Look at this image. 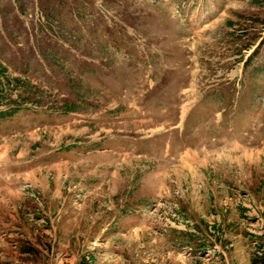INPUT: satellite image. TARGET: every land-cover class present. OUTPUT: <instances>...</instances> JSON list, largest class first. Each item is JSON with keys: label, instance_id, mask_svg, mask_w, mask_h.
<instances>
[{"label": "rangeland", "instance_id": "rangeland-1", "mask_svg": "<svg viewBox=\"0 0 264 264\" xmlns=\"http://www.w3.org/2000/svg\"><path fill=\"white\" fill-rule=\"evenodd\" d=\"M0 0V264H264V0Z\"/></svg>", "mask_w": 264, "mask_h": 264}, {"label": "trees", "instance_id": "trees-1", "mask_svg": "<svg viewBox=\"0 0 264 264\" xmlns=\"http://www.w3.org/2000/svg\"><path fill=\"white\" fill-rule=\"evenodd\" d=\"M257 1H259V0H256L255 2H257Z\"/></svg>", "mask_w": 264, "mask_h": 264}]
</instances>
